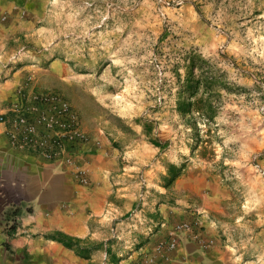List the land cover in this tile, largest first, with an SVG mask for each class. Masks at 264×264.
Here are the masks:
<instances>
[{
  "label": "rangeland",
  "instance_id": "obj_1",
  "mask_svg": "<svg viewBox=\"0 0 264 264\" xmlns=\"http://www.w3.org/2000/svg\"><path fill=\"white\" fill-rule=\"evenodd\" d=\"M0 4L4 33L15 26L1 45V51L14 56L0 69L8 62L46 65L47 59L61 56L65 32L90 35L96 26L93 38L98 41L85 38L80 44L84 58H96L91 69H83L78 104L88 114L97 109L102 117L98 127L114 163L110 175L118 215L111 228L119 233L118 239L110 237L114 257L138 249L141 237L161 226L153 222V213L149 221L142 211L145 203L160 200L183 208L211 183L225 190L229 218L242 212L247 225L264 219V0ZM63 20L66 29L59 27ZM104 38L106 43L100 41ZM107 58L114 63L103 67ZM187 77L198 85L189 112L180 115L176 101L186 98L181 87ZM33 81L23 83V98L39 91ZM104 84L114 93L108 101L112 109L96 105L95 95L88 93V86L93 90ZM111 104L131 117H120ZM140 117L154 121L152 134L167 142L164 149L152 146L134 124ZM88 128L94 133L96 126ZM231 221L230 226L245 232Z\"/></svg>",
  "mask_w": 264,
  "mask_h": 264
},
{
  "label": "crops",
  "instance_id": "obj_2",
  "mask_svg": "<svg viewBox=\"0 0 264 264\" xmlns=\"http://www.w3.org/2000/svg\"><path fill=\"white\" fill-rule=\"evenodd\" d=\"M4 9L0 4V13ZM65 20L59 22V27L67 28ZM95 27L90 28V35L71 36L65 32L60 38V45H64L61 56L47 59L46 65L11 66L8 62L0 69V113L10 114L21 108L37 110L38 97L57 90L78 116L87 140L68 156L72 165L10 149L0 125V264H264V219L247 225L242 212L229 218L225 190L217 183L197 192L198 200L187 201L183 208L160 200L145 203L142 211L148 216L153 213V222L161 226L141 237L138 249L113 256L110 231L118 215L115 182L110 175L114 163L98 127L102 117L97 109L90 108L88 114L78 104L83 69H91L90 61L96 58H84L80 44L85 38L98 41L93 38ZM3 30L0 23V64L11 62L14 56L1 51V45L4 35L8 38L15 33V26L5 33ZM109 63L113 65L114 61L107 58L103 67ZM28 79L34 80L39 91L23 98L20 89ZM105 87L92 90L88 86V93L95 95L96 105L111 108L108 101L114 93L109 94ZM111 105L120 117H131ZM88 125L96 126L94 133ZM73 166L85 171L86 183L78 182ZM231 219L247 231L240 230V241L228 234ZM12 222L15 231L10 237L7 230ZM55 232L71 238L78 249L44 238ZM146 257L151 261L146 262Z\"/></svg>",
  "mask_w": 264,
  "mask_h": 264
},
{
  "label": "built area",
  "instance_id": "obj_3",
  "mask_svg": "<svg viewBox=\"0 0 264 264\" xmlns=\"http://www.w3.org/2000/svg\"><path fill=\"white\" fill-rule=\"evenodd\" d=\"M37 100L40 101L37 110L21 108L10 114L0 113V125L4 129L7 145L14 151L73 165L68 156L87 141L78 116L57 94L41 95ZM73 168L78 182L86 183L85 171L80 166ZM240 230L237 226L227 228L228 234L232 238L236 236L237 241L243 239ZM110 233L111 237L118 239L119 233L115 228ZM145 261L151 260L146 257Z\"/></svg>",
  "mask_w": 264,
  "mask_h": 264
},
{
  "label": "trees",
  "instance_id": "obj_4",
  "mask_svg": "<svg viewBox=\"0 0 264 264\" xmlns=\"http://www.w3.org/2000/svg\"><path fill=\"white\" fill-rule=\"evenodd\" d=\"M198 82L197 81H192L187 77V79L184 82V85H182L181 89L186 93V98L188 101L180 100V97H178L176 101V111L180 114L183 115L187 112H189L188 107L191 106V97L195 94L196 89H197ZM182 92H179V94ZM212 111V110H211ZM134 124L138 125L141 127L142 134L146 137L148 142L154 146L155 148L158 149H164L167 146V142L161 143L157 137H155L152 132L154 129V121L148 120L146 118H136L133 120ZM175 175L171 178L174 179ZM15 231V223H12L9 225L7 233L11 237L14 234ZM45 239H50L53 241H56L60 244H62L64 247H67L69 249H74L77 250L78 246L75 241H73L71 238H68L61 233L55 232L52 234H46L44 235Z\"/></svg>",
  "mask_w": 264,
  "mask_h": 264
}]
</instances>
